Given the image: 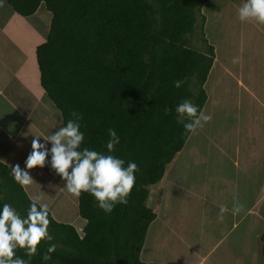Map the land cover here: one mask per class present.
<instances>
[{
    "label": "trees",
    "instance_id": "trees-1",
    "mask_svg": "<svg viewBox=\"0 0 264 264\" xmlns=\"http://www.w3.org/2000/svg\"><path fill=\"white\" fill-rule=\"evenodd\" d=\"M208 1L5 0L23 17L41 4L51 14L46 40L36 48L40 83L63 126L80 124L84 142L77 151L89 148L139 167L128 204L111 213L87 192L78 197L79 216L86 220L81 234L49 215L53 240L42 241L31 260L25 249L16 251L26 264H159L141 260L156 218L147 205L149 187L161 181L190 135L184 128L190 121L178 116L176 106L189 100L202 111L207 99L214 48L196 50L188 37ZM176 80L184 81L180 88ZM109 129L120 138L111 153ZM5 203L22 213L31 201L0 163V210ZM260 241L264 255V229ZM50 244L56 250L44 261Z\"/></svg>",
    "mask_w": 264,
    "mask_h": 264
},
{
    "label": "crops",
    "instance_id": "crops-1",
    "mask_svg": "<svg viewBox=\"0 0 264 264\" xmlns=\"http://www.w3.org/2000/svg\"><path fill=\"white\" fill-rule=\"evenodd\" d=\"M50 21L51 14L46 10L44 4L39 5L35 13L29 17L19 15L6 2L5 6L0 8V163L5 165L10 172L16 164H19L21 169H26L25 161L31 152V141L34 134L40 136L41 143H46V147L50 151L52 145L50 142H46L45 138L63 126L60 112L41 86L36 59V48L45 42ZM262 45L264 46V42H260L258 47L262 50L264 57ZM226 48L228 46L224 45L223 50ZM239 56L241 54L237 55V57ZM222 59L228 63L231 70L235 71L234 74L239 75L236 81L237 87L241 92L246 93L243 96L244 111L237 114L233 137L248 134L249 144H236L234 149L226 146L227 137L223 133L227 132V128L224 131L214 132L213 129L211 130L213 127L211 120L206 128H197L195 134L190 133L188 137L190 140L187 139L183 148L193 143L196 146L197 141L205 140L203 142L207 143L205 157L211 153L208 149L216 151V157H223L215 159L213 163L221 159L235 167H239L240 164H250L248 168L241 170L242 173L247 179L249 177L247 172L254 171L255 177H257V172H260V181L257 178L249 183L252 198L240 197L239 191L233 189L232 193H236L241 203L245 204L244 212L233 215V197L232 199L223 197L222 204L219 205L210 197L203 198L188 188L179 187L174 181L165 180L167 175V170H165L161 181L149 187L150 195L147 205L151 208L150 204H152L154 209H151L156 213V218L149 225L148 231L154 225L156 227L149 249L146 250V240L143 245L141 251L143 262L228 264L227 251H234L231 245H225L221 248L223 252L214 255L227 238L228 233L240 227L243 230L246 228L247 232L240 231L245 236L246 233L250 235L253 231L256 234L258 226L261 227V231L259 235L256 234L257 237H260L263 232L264 82L261 87L258 83L254 84L263 73L258 75L242 74L240 71L237 72L234 66L232 67L234 63L231 59L229 60V55L228 58ZM211 75V71H209L207 79ZM213 76L212 93L214 95H211V92L205 88L206 83L204 84V90L208 95L205 105L212 114V119H214L212 108L216 103L214 88L218 84L215 73ZM217 95L220 96V93ZM244 113L245 116L242 117ZM207 114L209 113L207 112ZM219 120H213L214 127H218V124L221 125L223 118ZM181 151L175 155L168 167L184 152ZM28 171L34 183L22 189L29 201L32 202L34 198L39 197L36 199L37 205L46 204L49 215L55 222L71 225L77 233H82L86 220L79 216L78 197L67 190L66 182L52 168L51 155L49 154L45 167H37ZM237 171L239 172V168ZM171 186L178 188L181 193L177 199L170 200L168 198ZM153 188L155 189L154 193H152ZM152 195H155L154 198ZM243 195L241 194V196ZM209 198V204L211 203L218 213L207 215L196 213L192 206H200L201 202ZM221 206L228 208L222 221L218 219ZM260 220L262 223H259Z\"/></svg>",
    "mask_w": 264,
    "mask_h": 264
},
{
    "label": "rangeland",
    "instance_id": "rangeland-1",
    "mask_svg": "<svg viewBox=\"0 0 264 264\" xmlns=\"http://www.w3.org/2000/svg\"><path fill=\"white\" fill-rule=\"evenodd\" d=\"M243 2L244 0H210L205 3L201 9L202 15L199 14L197 16L194 29L188 37L190 45L193 46L194 49L196 48V50L198 49L202 52H206L207 46L211 45L214 47V59L210 68L212 75L209 76L205 82V88L211 92V95H214L212 93V82L214 81L212 78L215 73L218 84L216 87L214 86L216 103L215 107L212 108L214 111V119H212L211 122L213 126L211 130L213 129L214 132H217L224 131L227 128V132L223 134L227 137L226 146L232 149H234L236 144H249L248 134H240L241 136L239 137H233L235 124L237 122V114L240 111H244L243 96H245L246 93L241 92L237 87L236 81L239 75L234 74L235 71L231 70L228 63L222 58H228L229 55V60L231 59L233 61L238 54H241V56H239L241 62L234 63L232 67L234 66L237 72L240 71L242 74L246 73L245 75H258L263 73L254 84L258 83L260 85L259 87H261V84L264 82V57L262 55V50L258 47L260 42H264V25L258 24L255 21L241 22L239 20L238 9ZM202 17H204L203 21ZM253 39L254 41H252ZM224 45H227L228 48L223 50ZM262 47L264 49L263 45ZM224 67L226 68L224 69ZM217 93H220V96H218ZM241 98L243 100H239ZM203 110L205 114L208 112L212 116L209 109H206V105ZM243 116H245V113L242 117ZM220 118H223L221 125L218 124V127H214L213 120L220 121ZM207 124L201 129L206 128ZM189 140L190 138L188 141ZM204 141L205 140L197 141L196 146H194V143L185 146L182 149L184 152L176 158L172 165H170L172 168L167 166L165 180L174 181L179 187L188 188L191 192L203 198L210 197L216 203H219V205L222 204L221 200L223 197L232 199V197L237 196L236 193H232L234 188L239 191L240 197L252 198V196H250L251 188L249 187V183L257 178L259 180L261 173L257 172V177H255L254 171L247 172L249 177L246 179L245 174L242 173L241 170L248 168L250 164H240L239 167H235L233 164L227 163V161H221V159L213 163L215 159L223 157H216V151L212 149H208L211 153L205 157L207 143H203ZM238 168L239 172L237 171ZM154 192L155 189L153 188L152 193ZM241 194L244 195L241 196ZM152 196L154 198L155 195ZM180 196L181 193H179L178 188L172 186L169 188L168 198L170 200L177 199ZM210 198L201 202L200 206H192L195 208L194 211L196 213H204L205 215L218 213V210L214 209L211 203L209 204L208 201H210ZM150 205L152 208V204ZM17 213L22 218H26L28 211L25 209L22 213ZM259 223H262V221L260 220ZM155 227L156 225L147 232L148 235L145 239L146 250L149 249L151 241L153 242ZM240 231L247 232L246 228L243 230L238 227L228 233L227 238L216 250L214 255L223 252L221 248L229 244L228 246L231 245L234 251H227L226 259L228 264H264V255L261 254L260 237L256 235H259L261 227H257L256 234L253 231L250 235L246 233V236ZM144 258H146L145 255Z\"/></svg>",
    "mask_w": 264,
    "mask_h": 264
},
{
    "label": "clouds",
    "instance_id": "clouds-1",
    "mask_svg": "<svg viewBox=\"0 0 264 264\" xmlns=\"http://www.w3.org/2000/svg\"><path fill=\"white\" fill-rule=\"evenodd\" d=\"M4 6L5 0H0V8ZM238 17L241 22L255 21L264 25V0H244L238 9ZM240 62L239 57L233 59V63ZM183 83L184 81L176 80L174 87L180 88ZM175 111L178 116H187L190 122L186 123L184 128L186 132L192 134L196 133L197 128H203L212 120L210 114L200 111L189 100H182ZM165 112L170 113L171 109H165ZM74 114L75 112L70 113V115ZM80 119H83L82 115ZM108 134L110 139L107 149L111 153L115 145L120 143V138L114 129H109ZM45 140L52 145L50 151L46 143H41L40 136L34 134L31 152L25 161L26 169H21L19 164L12 167V176L22 188L34 183L28 170L45 167L50 154L52 168L66 182L65 187L70 193L77 197L84 192L89 193L105 213H111L117 204H128V198L135 186V173L139 171L135 162L129 161L125 167L123 159L111 154H103L89 148H85L82 153L78 152L77 149L84 142V134L80 131V124L71 120ZM38 198H34L31 202L26 218H22L7 203L0 210V264H26L23 258L17 257V249H25L26 255L31 260L37 254L42 241L53 240L48 232L50 225L48 206L46 204L38 206L36 203ZM227 211L226 206H221L218 219L222 221ZM244 211L245 204L241 203L238 196H234L233 215ZM55 250L56 245L50 244L42 259L51 260V253Z\"/></svg>",
    "mask_w": 264,
    "mask_h": 264
}]
</instances>
